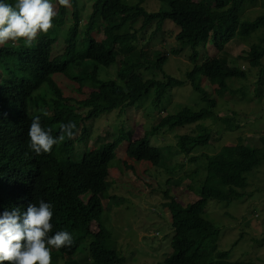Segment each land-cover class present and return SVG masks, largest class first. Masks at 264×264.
Returning <instances> with one entry per match:
<instances>
[{"label":"trees","instance_id":"1","mask_svg":"<svg viewBox=\"0 0 264 264\" xmlns=\"http://www.w3.org/2000/svg\"><path fill=\"white\" fill-rule=\"evenodd\" d=\"M5 2L14 5L16 0ZM83 2L71 0L70 7H62L56 1L54 27L47 34L40 33L32 47H27L23 39L0 46V215L13 209L24 213L30 204L44 200L53 205L49 235L67 231L74 240L71 247H50L51 264H77L78 255L74 254L80 251L85 252L88 264H132L112 245L111 231L100 220L102 194L110 186L109 173L114 169L134 170L129 161L164 164L163 147L151 138L161 130L196 124L195 129L176 132L173 149L185 155L207 144L214 149L190 157L205 172L195 189V201L184 203L169 189L164 191L162 204L170 212L173 232L165 262L256 264L229 261L228 251H217L220 227L204 213L211 199L230 202L244 197L240 190L250 185L247 174L264 163V142L262 147L252 146L240 137L234 145L225 144L219 149L223 137L217 149L212 144L227 129L239 126L233 118L219 115L215 98L231 86V80L242 81L250 76L253 68H260V74L264 72V14L253 20L246 15L257 0H154V5L150 0H94L91 15L79 26L85 13ZM169 22L179 27L176 39L191 51L192 64L185 78L166 71L167 52L139 46L147 28L154 27L151 35H155L166 30ZM61 40L64 45L51 54ZM244 42L249 44L245 55H237V62L230 63L227 46ZM207 48L213 49V54ZM242 63H248V69ZM103 69L106 78L101 77ZM62 75L79 83V87L73 83L66 86L77 89L81 99L64 96L59 85ZM261 80L258 76V82ZM204 83L213 86L216 97L210 95ZM186 84L193 94L184 103L178 99L176 87ZM198 93L202 94L198 102L203 105L196 109L189 98ZM171 95L178 100V108L153 116L155 124L143 135L136 138L132 129L119 128L105 135H94L93 131L92 137L91 124L97 119L145 104L155 110L170 101ZM34 116H40L42 126L52 128L54 136L59 134L61 123L73 121L78 136L53 146L50 153L36 155L28 147L27 135ZM90 138L97 140L93 149L72 158L75 144ZM121 143L122 153L118 154ZM93 222L97 223L96 230L91 227Z\"/></svg>","mask_w":264,"mask_h":264},{"label":"rangeland","instance_id":"2","mask_svg":"<svg viewBox=\"0 0 264 264\" xmlns=\"http://www.w3.org/2000/svg\"><path fill=\"white\" fill-rule=\"evenodd\" d=\"M83 1L81 6L85 13H83L82 20L85 22L91 14L94 0ZM150 3L154 5V0H150ZM258 14H264V0H257L250 9H247L246 15L250 16V20L255 19L254 17ZM82 25L80 21L79 26ZM165 29L151 35L154 27L147 28L144 32L145 38L141 37L139 46L145 48L152 46L167 52L169 61L165 66L166 71L177 77L185 78V72L192 64L189 59L191 51L183 47L176 39L179 27L169 22L166 23ZM208 46L213 45L209 43ZM248 48L249 44L246 42L232 47L228 45L230 63L237 62L236 56L241 53L245 55ZM175 49L178 50L176 53L173 52ZM208 51L213 54V49L207 48ZM242 64L243 68L248 69V63ZM259 69L253 68L251 75L242 81L240 79L231 80V86L217 97L213 86L204 83L206 90L218 101L219 106L216 111L219 115L231 117L235 123L239 124L238 127L227 129L222 136H218L213 141L212 144H215L216 149L218 141L223 137L224 142L219 143V149L225 144L234 145L240 137L243 143L252 144V146L263 144L264 141L261 138L264 139V72L260 74ZM104 72L105 69L101 72L102 78H106ZM110 72L113 75L114 69ZM258 76H262V82H258ZM65 78L67 77L64 75L59 77V85L62 86L64 96L81 99L82 94L77 89H73L70 84L66 86L68 83H73L79 87V83ZM176 91L179 92L178 99L184 103L189 94L190 96L193 94L188 84L176 87ZM201 96L202 94L198 93L195 98H189L190 104L196 106V109L203 105L202 101L198 102ZM171 98L155 110L151 106L146 107L147 104H145L139 108L131 107L124 112L117 110L113 114L105 115L91 124L92 135L93 131L94 135H105V133L113 134L119 128H124L132 129L133 137L137 138L155 124L153 116L159 113L165 115L178 108V100L172 95ZM147 100L149 98L145 101ZM195 126L196 124L185 125L175 128L174 131L161 130L151 138L153 143H158L163 147L164 164L154 166L148 161L137 163L129 161L130 164H134V170L132 168L114 169L109 173L107 179L110 186L102 194L103 211L100 220L111 231L112 245L126 256L127 263L166 264L165 259L171 251L173 232L170 212L162 204L165 201L164 191L169 189L177 200H182L184 203L198 198V191L195 189L199 187L205 172L196 162L191 161L190 157L200 155L203 150L214 149L212 145L210 147L207 144L189 155L173 149L177 144L176 132L190 131L193 127L195 129ZM107 129L110 130L109 133ZM94 135L92 137H95ZM96 142L97 140L90 138L86 143L75 144L76 151L72 153V158L77 159L82 153L89 152ZM122 146L123 144L118 148V154L122 153ZM197 168V172L193 173ZM247 176L250 185L240 190L244 193V197L235 198L230 202L211 199L208 201L204 216L220 227V236L216 243L217 251H228L227 260L264 264V163L249 172ZM107 191L108 194L105 197ZM91 227L96 230L97 223L93 222ZM75 255H78L76 256L77 264H88L84 251ZM59 264L65 263L61 261Z\"/></svg>","mask_w":264,"mask_h":264},{"label":"clouds","instance_id":"3","mask_svg":"<svg viewBox=\"0 0 264 264\" xmlns=\"http://www.w3.org/2000/svg\"><path fill=\"white\" fill-rule=\"evenodd\" d=\"M56 1L62 7L71 6V0H16L14 5L0 0V46L23 39L27 47H32L40 33L47 34L54 27L53 21L58 15ZM60 42L51 54L61 49L64 44L63 40ZM43 114L46 116L47 112ZM75 129L73 121L61 123L59 134L54 136L52 128H44L40 116H34L27 133L28 147L36 155L50 153L53 146L74 138ZM52 217L53 205L44 200L38 205L30 204L24 213L19 209L4 211L0 215V264H51L50 247H71L74 240L69 232L49 235Z\"/></svg>","mask_w":264,"mask_h":264}]
</instances>
